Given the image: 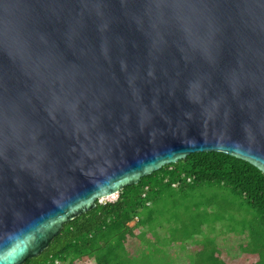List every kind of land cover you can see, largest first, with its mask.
I'll list each match as a JSON object with an SVG mask.
<instances>
[{"label": "water", "instance_id": "1", "mask_svg": "<svg viewBox=\"0 0 264 264\" xmlns=\"http://www.w3.org/2000/svg\"><path fill=\"white\" fill-rule=\"evenodd\" d=\"M208 151L264 173V0H0V264Z\"/></svg>", "mask_w": 264, "mask_h": 264}, {"label": "trees", "instance_id": "2", "mask_svg": "<svg viewBox=\"0 0 264 264\" xmlns=\"http://www.w3.org/2000/svg\"><path fill=\"white\" fill-rule=\"evenodd\" d=\"M202 183L226 187L257 210L259 224L248 229L249 240L240 245L238 262L264 264V173L249 162L216 151L190 153L166 164L125 185L115 201L96 200L94 207L66 221L47 249L22 264H175L147 227L154 216L151 206L167 192L173 195ZM144 234H148L147 240ZM187 235L185 232V237L191 236ZM133 238L139 247L145 244L149 248L141 253L129 251ZM193 253L189 264H234L226 252L215 247L198 246ZM176 263L180 264L177 259Z\"/></svg>", "mask_w": 264, "mask_h": 264}, {"label": "rangeland", "instance_id": "3", "mask_svg": "<svg viewBox=\"0 0 264 264\" xmlns=\"http://www.w3.org/2000/svg\"><path fill=\"white\" fill-rule=\"evenodd\" d=\"M117 197L115 194L103 200L115 201ZM151 207L154 216L147 227L160 241L158 246L165 245L175 264L176 259L180 264H189L198 246L222 249L234 264H240V245L249 240L250 226L259 224L257 210L239 194L212 183H202L187 191H175L173 195L167 192ZM185 232L191 236L185 237ZM146 248L149 247L145 244L139 247L135 238L128 243V250L133 253L137 250L141 253ZM88 263L93 264L92 261Z\"/></svg>", "mask_w": 264, "mask_h": 264}, {"label": "built area", "instance_id": "4", "mask_svg": "<svg viewBox=\"0 0 264 264\" xmlns=\"http://www.w3.org/2000/svg\"><path fill=\"white\" fill-rule=\"evenodd\" d=\"M99 201H100V203H104L105 202V200H103V198H100Z\"/></svg>", "mask_w": 264, "mask_h": 264}, {"label": "clouds", "instance_id": "5", "mask_svg": "<svg viewBox=\"0 0 264 264\" xmlns=\"http://www.w3.org/2000/svg\"><path fill=\"white\" fill-rule=\"evenodd\" d=\"M98 202H100V201L98 200Z\"/></svg>", "mask_w": 264, "mask_h": 264}, {"label": "crops", "instance_id": "6", "mask_svg": "<svg viewBox=\"0 0 264 264\" xmlns=\"http://www.w3.org/2000/svg\"><path fill=\"white\" fill-rule=\"evenodd\" d=\"M159 234V233H158Z\"/></svg>", "mask_w": 264, "mask_h": 264}]
</instances>
